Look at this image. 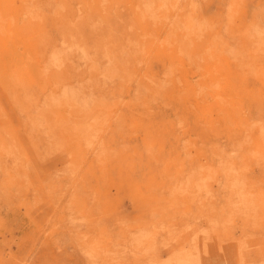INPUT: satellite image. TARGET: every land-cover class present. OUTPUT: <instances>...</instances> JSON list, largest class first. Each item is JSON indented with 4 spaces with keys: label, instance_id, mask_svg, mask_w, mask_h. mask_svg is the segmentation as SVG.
I'll return each mask as SVG.
<instances>
[{
    "label": "rangeland",
    "instance_id": "374dc122",
    "mask_svg": "<svg viewBox=\"0 0 264 264\" xmlns=\"http://www.w3.org/2000/svg\"><path fill=\"white\" fill-rule=\"evenodd\" d=\"M0 264H264V0H0Z\"/></svg>",
    "mask_w": 264,
    "mask_h": 264
},
{
    "label": "bare ground",
    "instance_id": "6f19581e",
    "mask_svg": "<svg viewBox=\"0 0 264 264\" xmlns=\"http://www.w3.org/2000/svg\"><path fill=\"white\" fill-rule=\"evenodd\" d=\"M45 250V249H44Z\"/></svg>",
    "mask_w": 264,
    "mask_h": 264
}]
</instances>
